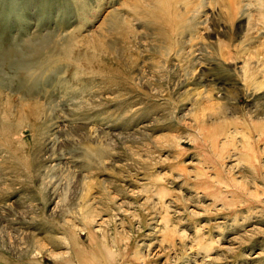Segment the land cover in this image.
<instances>
[{
    "label": "rangeland",
    "instance_id": "rangeland-1",
    "mask_svg": "<svg viewBox=\"0 0 264 264\" xmlns=\"http://www.w3.org/2000/svg\"><path fill=\"white\" fill-rule=\"evenodd\" d=\"M0 264H264V0H0Z\"/></svg>",
    "mask_w": 264,
    "mask_h": 264
}]
</instances>
